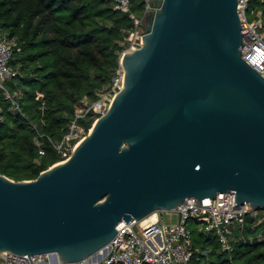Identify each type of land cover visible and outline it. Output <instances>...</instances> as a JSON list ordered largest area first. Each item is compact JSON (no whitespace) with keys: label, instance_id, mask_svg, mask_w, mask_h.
<instances>
[{"label":"water","instance_id":"obj_1","mask_svg":"<svg viewBox=\"0 0 264 264\" xmlns=\"http://www.w3.org/2000/svg\"><path fill=\"white\" fill-rule=\"evenodd\" d=\"M153 4L121 88L70 157L34 179L0 173V258L81 261L123 222L220 193L264 209V77L242 56L239 0Z\"/></svg>","mask_w":264,"mask_h":264},{"label":"trees","instance_id":"obj_2","mask_svg":"<svg viewBox=\"0 0 264 264\" xmlns=\"http://www.w3.org/2000/svg\"><path fill=\"white\" fill-rule=\"evenodd\" d=\"M142 13L144 0L139 1ZM114 0H0V32L16 41L12 63L19 75L8 82L21 91V112L0 90V173L15 180L37 178L62 159L46 140V155L35 143L31 122L54 140L68 133L84 98L97 101L111 87L120 68L125 29L133 24L117 11ZM262 10L264 0H250L249 10ZM42 93V98H37ZM91 128L94 119L81 120ZM238 229L233 249L223 250L219 238L194 228L197 254L207 264H264V225ZM200 264H203L202 262Z\"/></svg>","mask_w":264,"mask_h":264},{"label":"built area","instance_id":"obj_3","mask_svg":"<svg viewBox=\"0 0 264 264\" xmlns=\"http://www.w3.org/2000/svg\"><path fill=\"white\" fill-rule=\"evenodd\" d=\"M250 0H239V13L242 20V56L264 77V28L262 10L258 7L249 10ZM114 9L120 11L131 19L133 26L125 29V44L122 55L129 50H135L142 45L141 36L146 32L145 22L148 15L155 10L153 0H144L142 13L134 9V0H114ZM150 6V7H148ZM253 16V19L250 17ZM0 36V90L6 100L12 103L14 112H21V91H12L8 82L13 81L19 71L12 63L16 41L6 33ZM119 71V70H118ZM120 71L123 69L120 65ZM123 82V75L121 83ZM114 88L106 94L99 93L100 99L90 101L82 100L85 105L78 106L76 117L71 122L68 133L62 140H54L42 133L36 123L31 125L36 133L35 143L41 156L46 155V140L50 141L61 157V161L72 154L76 145L88 134L91 128L81 120L94 121L104 114L118 92ZM39 93L37 98H42ZM2 108L0 107V113ZM195 199H188L174 211H166L159 217L151 216L138 221L123 222L118 227L116 237L104 248L94 255L77 262L61 263L57 253L33 254L34 264H195L203 260L197 254L198 248L194 242V228L191 222L196 223L195 228L200 232L213 233L218 238L223 250L233 249V240L238 229L248 225L249 218H254L253 226L264 225V209H252L246 204H236L235 192L220 193L212 198V206H202L195 203ZM165 212V211H164ZM166 215L167 217L165 218ZM264 237L262 233L258 235ZM29 254L8 253L6 258H0V264H32ZM207 260V259H206Z\"/></svg>","mask_w":264,"mask_h":264},{"label":"rangeland","instance_id":"obj_4","mask_svg":"<svg viewBox=\"0 0 264 264\" xmlns=\"http://www.w3.org/2000/svg\"><path fill=\"white\" fill-rule=\"evenodd\" d=\"M139 1H141V0H136V10L138 11V12H141V10H142V6L140 5V2ZM137 12V13H138ZM250 19H253V16H251L250 17ZM5 34L3 33V32H0V36H4ZM125 40H124V48L126 47V44H125ZM16 68H17V66H16ZM18 69V71H19V69L20 68H17ZM21 72V70L19 71V73ZM122 73H121V71H120V68H119V71H117V76H116V78L114 79V82H113V84L111 85V87L110 88H108V89H106V90H104V91H101V93L102 94H106V93H108V92H110L111 90H113L114 88H116V90L119 88V85L120 86H122V83H121V77H122ZM119 91V90H118ZM84 99H86V98H84ZM99 99H100V97H99ZM98 99V100H99ZM86 103L85 102H83V104L81 103L80 105H81V107L83 106V105H85ZM86 107V105L84 106V108ZM99 117V116H98ZM93 125V124H92ZM164 214H166V211L165 212H163ZM165 216V218L167 217L166 215H164ZM168 218V217H167ZM195 226H197V224L196 223H192L191 222V227L192 228H195ZM238 234V233H237ZM205 261V260H204Z\"/></svg>","mask_w":264,"mask_h":264},{"label":"crops","instance_id":"obj_5","mask_svg":"<svg viewBox=\"0 0 264 264\" xmlns=\"http://www.w3.org/2000/svg\"><path fill=\"white\" fill-rule=\"evenodd\" d=\"M16 90H18V89H16ZM157 217H159V214L157 215ZM237 231H238V230H237ZM237 231H236V235H237ZM238 234H242V233H238ZM201 262H202L203 264H207V263H208L207 260H205V261H202V260L200 261V260H199V261H196L195 264H200Z\"/></svg>","mask_w":264,"mask_h":264},{"label":"bare ground","instance_id":"obj_6","mask_svg":"<svg viewBox=\"0 0 264 264\" xmlns=\"http://www.w3.org/2000/svg\"><path fill=\"white\" fill-rule=\"evenodd\" d=\"M157 215H158V213H153V214L150 215V216H151L152 219H155V218H157Z\"/></svg>","mask_w":264,"mask_h":264}]
</instances>
